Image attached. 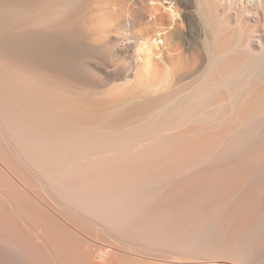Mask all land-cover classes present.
<instances>
[{
	"label": "bare ground",
	"instance_id": "1",
	"mask_svg": "<svg viewBox=\"0 0 264 264\" xmlns=\"http://www.w3.org/2000/svg\"><path fill=\"white\" fill-rule=\"evenodd\" d=\"M151 1L0 0V264H264V0Z\"/></svg>",
	"mask_w": 264,
	"mask_h": 264
},
{
	"label": "rangeland",
	"instance_id": "2",
	"mask_svg": "<svg viewBox=\"0 0 264 264\" xmlns=\"http://www.w3.org/2000/svg\"><path fill=\"white\" fill-rule=\"evenodd\" d=\"M218 2H221V1H218ZM226 3H229L232 5V3H230L229 0H226ZM160 6L161 9H162V12L165 13V14H168L170 15L171 13H173V5L170 4V1L169 0H166V1H163V2H159L158 4L157 3H153L152 1L149 2L147 4V7H150V6ZM234 7V6H232ZM233 10V9H232ZM250 11L254 14L253 16H246L245 19L250 21V24L253 25L256 23V19H258V22L260 21H263L264 19V10H260L256 7H251L250 8ZM147 21H149V17L146 18ZM181 21V14H179L178 12H175L173 13V17H171V23H179ZM152 42L155 44V45H158L159 43V39L154 38L152 40ZM108 90V88H105V89H102V90H99V91H96L94 92V96L95 97H98V98H103L106 94V91ZM182 260V261H181ZM181 261V262H179ZM179 261L176 262V264H205V263H201V262H197L196 260H191L190 259H180ZM194 261V263H192ZM190 262V263H189ZM207 264V263H206Z\"/></svg>",
	"mask_w": 264,
	"mask_h": 264
}]
</instances>
